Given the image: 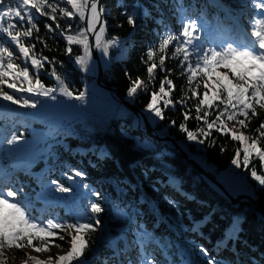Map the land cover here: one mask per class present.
<instances>
[{
  "label": "trees",
  "instance_id": "16d2710c",
  "mask_svg": "<svg viewBox=\"0 0 264 264\" xmlns=\"http://www.w3.org/2000/svg\"><path fill=\"white\" fill-rule=\"evenodd\" d=\"M173 3L174 0H104L107 36L119 37L122 42L126 41V46L123 50L111 49L110 57L103 58V82L143 110L159 135L173 137L232 195H250L264 211V187L257 186L246 171L236 168V173L245 175L246 188H236L233 181L223 178V174L234 166L232 160L235 149L240 147L238 142L212 130L209 137H200L205 140L204 144H200L187 140L186 133L179 128L181 123H186L193 131L198 126L206 127L202 120L192 118L196 115L194 106L202 98L204 88L197 89L198 97H192L186 78L179 75V61L166 59L165 67L171 70V74L158 69L155 80L149 85L152 90L158 91L160 82L167 76L175 84L176 90L172 92L174 101L192 97L186 105L176 103L175 107L163 108L161 103L165 119H153L145 111L150 93L140 94L134 99L127 95L129 76L133 80L139 77L148 83L144 61L147 60L149 47L157 42L158 34L163 30L161 22L173 31L180 30L181 22L174 13ZM183 3L191 6L189 14L193 18L202 17L218 31L217 25L224 26L227 22L212 0H183ZM135 5H142L152 15L137 19L133 27L128 23L125 7L132 11ZM60 8L72 11L71 6L64 3L60 4ZM56 15L57 21L37 16L35 23L39 33H34V36L39 35L41 40L34 37L24 40L26 45L35 44L32 54L48 57L52 61L44 63L39 78L47 87H58L55 77L50 75L55 69L74 94L86 91L89 96L97 92L87 99V105L104 112L106 116L39 118L17 110H0V168L4 169L0 176L4 177V182L8 186L22 188L20 198L26 197L34 215L45 220H73L78 215H95L88 212L87 206L90 200L96 199L104 211L98 216L100 231L93 234V238L98 240L94 246L96 254H86L93 264H104L105 260L109 264L127 263L123 255L115 258L113 250L117 247L124 249V239L129 235L130 226L152 233L156 240L167 246L165 255L175 264L187 261L206 264L200 246L206 248L220 264H264V216L248 200L242 199L238 205L229 202L173 148L171 142L159 141L145 134V122L102 91L76 63L75 57L83 54L82 48L72 45V51L68 52L69 45L60 30L50 32L45 27L51 24L55 28L58 22L61 28L67 29V25L72 24L71 31L65 32L67 35L74 34L78 27H85L84 23L78 17L60 18L59 9ZM201 38L206 39L207 36ZM8 46L17 52L14 45ZM15 62L23 67L21 60ZM29 71L31 74L33 70L30 68ZM56 95L57 98L64 97L59 93ZM186 111L190 118L185 122ZM204 111H208L210 121L218 114L215 106L212 109L203 108L201 115ZM260 119H264V111L260 112ZM171 121L176 124L172 125ZM259 122V119H253L249 129L244 130L245 134L252 135ZM228 127L231 128L229 124ZM13 135L20 137V141L15 145L7 144L6 140ZM213 140L215 144H211ZM261 146L264 147V144ZM254 163L258 173L261 172L259 161ZM73 170L85 175L70 180L68 177L74 176ZM51 181L71 187L72 192H56ZM84 184L90 187L85 189L82 187ZM92 192L101 193L102 199L93 197ZM234 223L240 228L238 238L229 241L227 247H218ZM103 233L106 239H103ZM60 244L66 252L68 244L64 241ZM9 252L15 254L16 250L6 251L8 264H11ZM155 254L160 264H166L159 249H155ZM129 255L135 259L136 253Z\"/></svg>",
  "mask_w": 264,
  "mask_h": 264
},
{
  "label": "snow or ice",
  "instance_id": "6c2138e0",
  "mask_svg": "<svg viewBox=\"0 0 264 264\" xmlns=\"http://www.w3.org/2000/svg\"><path fill=\"white\" fill-rule=\"evenodd\" d=\"M61 3L70 5L72 11L60 8ZM249 5L253 13L248 20L249 27L243 33L237 34L235 28L227 29L217 25L222 38L217 39L208 34L206 39H202L201 33H208L202 17L193 18L189 14L191 6H186L183 0H174V13L181 22V28L173 31L166 23L161 22L163 30L158 34L157 42L149 47L147 60L144 61L148 83L139 77L133 80L129 76L127 95L134 99L140 94L150 93L145 111L153 119L163 120L165 114L161 103L163 108L175 107L176 103L186 105L188 99L200 95L197 89L203 86L202 98L194 106L196 115L192 118L202 120L206 127L198 126L193 131L189 130L186 123H181L179 128L186 133L187 140L200 144L205 142L200 137H209L212 130L238 142L240 147L235 149L232 164L246 171L257 186L264 187V147L261 146L264 144V119H260V112L264 111V0H244L240 4L241 7ZM58 9L60 18L78 17L85 27H78L74 34L67 35L65 32L71 31L72 24H68L67 29L61 28L58 22L55 28L51 24H46L45 27L50 32L60 30L69 45L68 52L72 51V45L82 48L83 54L77 55L75 60L85 72L92 69L94 50H99L103 57L109 58L111 49L123 50L126 46V41L122 42L119 37L107 36L106 21L102 18L105 9L100 5V0H0V102L37 109L38 106L44 107L47 100L56 101V93H59L69 99L87 103L86 91L74 94L55 69L50 75L55 77L58 87L45 86L39 78L40 72L45 62L52 61L48 57L32 54L35 44L24 43L25 39L33 37L41 40L39 35L34 36V33H39L36 17L43 16L57 21ZM133 9L129 11L125 7L128 23L133 27L137 19L152 15L142 5H135ZM90 35L92 42L89 40ZM9 44L14 45L17 52L10 50ZM169 58L179 61V75L186 78L192 97H181L174 101L172 92L176 90L175 84L167 76L160 82L158 91L150 88L158 69L171 74V70L165 67L166 59ZM17 59L22 61L23 67L15 62ZM30 68L33 70L31 74ZM24 93L29 95H22ZM214 106L218 110L214 119H208V111L201 115L203 108L212 109ZM6 107L7 104L0 103V108ZM189 118L186 111L185 122ZM253 119H259V125L252 135H247L244 130L249 129ZM226 121L232 122L233 127L229 128ZM171 124L175 125L176 122L171 121ZM20 139L13 135L6 143L15 145ZM211 144H215V140ZM221 150H225L223 146ZM254 161H259L261 172L258 173ZM73 172L74 176H69L68 179L74 180V177L85 175L78 170ZM51 184L55 185L56 192H72L71 187L58 181H51ZM82 187L88 189L90 186L84 184ZM22 191V188L17 189L0 181V264H8L6 251L31 249L36 253L50 252V246L63 247L57 240L68 244V250L64 254L49 255L47 259H41L39 255L24 252L27 259L23 264H29V261L31 264H93L91 257L86 254H96L94 246L98 240L93 238V234L100 231L101 221L98 216L104 211L102 205L93 199L88 202L87 207L88 212L95 215H78L73 220H45L34 215L33 207L30 202H26V197L20 198ZM91 195L102 199L99 192H92ZM239 232L238 224L234 223L218 247H227L229 241L238 238ZM155 249L160 250L166 264H175V261H169L165 255L167 246L143 228L133 233V238L124 249L115 248L113 256L118 259L123 255L127 264H160ZM131 252L136 253L135 259L130 258ZM200 252L205 256L206 264H220L203 246H200ZM104 264H109L108 260ZM185 264L191 262L187 261Z\"/></svg>",
  "mask_w": 264,
  "mask_h": 264
},
{
  "label": "water",
  "instance_id": "95a60500",
  "mask_svg": "<svg viewBox=\"0 0 264 264\" xmlns=\"http://www.w3.org/2000/svg\"><path fill=\"white\" fill-rule=\"evenodd\" d=\"M100 5L104 8V0H100ZM103 20H104V14H103ZM90 42H92V36H89ZM93 58H95L98 62V75L96 77H93L97 83V85L99 87H101L103 90H105L106 92H108L110 94V96L119 101L120 103H122L125 107H127L129 110H131L133 113H135L137 116L141 117L145 124H146V130L145 133L150 136L153 137L159 141H164V142H171L174 149L182 156L184 157L208 182L209 184L215 188L217 191H219L229 202H231L234 205H238L240 203V201L242 199L248 200L251 202L253 208L258 212L261 213L264 216V211L261 210L257 204L255 203V201L253 200V198L250 195L247 194H239L237 196L232 195L227 188L225 187V185L223 183H221L218 179H216L215 177H213L209 172H207V170L193 157H191L181 146L180 144L171 136H161L159 135L154 127L151 125L146 113L141 110L137 105H135L134 103H132L131 101H128L127 99H125L119 92L117 89H115L114 87L108 86L106 84H104L103 82V76L105 73V68H104V64L102 62L101 57L99 56V54L97 53L96 50L93 51L92 53Z\"/></svg>",
  "mask_w": 264,
  "mask_h": 264
},
{
  "label": "rangeland",
  "instance_id": "374dc122",
  "mask_svg": "<svg viewBox=\"0 0 264 264\" xmlns=\"http://www.w3.org/2000/svg\"><path fill=\"white\" fill-rule=\"evenodd\" d=\"M217 4L220 5V3L222 2V4L224 3L223 1L221 0H214ZM239 1V2H238ZM244 0H236V2L233 1L235 7H236V10H238V12L240 14H243V12L246 9V7H241L240 4L243 3ZM221 4V5H222ZM224 6V4L222 5ZM205 26L206 28L208 29V33H210L212 31V26H210L209 24H207L205 22ZM204 34H207V33H201V35H204ZM103 57V56H102ZM105 58V57H104ZM109 95V94H108ZM110 96V95H109ZM111 97V96H110ZM112 98V97H111ZM113 99V98H112ZM91 104V103H90ZM92 105V104H91ZM93 106V105H92ZM93 110H96L98 111L97 109H93ZM228 124L230 125V127L232 128L233 127V124L232 122H228ZM238 127V126H237ZM199 162V161H198ZM236 166L234 165L231 170L229 172H226L223 174V178L226 180V181H233V185H235L236 188H239L240 186H242L243 188H246L247 187V180H246V177L244 174H238L236 173ZM138 230V228L136 226H130L129 227V235L126 237L125 239V244H127L128 241H130L132 238H133V233H135L136 231ZM107 236L103 233V239H106ZM57 243L60 244L61 241L57 240L56 241ZM51 250L50 252H45V253H36L34 252L33 250L31 249H24V250H16V253L14 254L9 252L10 254V257H11V264H23V262L27 259V256H25L23 253L24 252H29L31 255H39V257L41 259H47V257L49 255H62L65 253V248L62 247V248H57L55 246H50ZM14 250V249H13ZM29 264H31V261H29ZM127 264V263H126Z\"/></svg>",
  "mask_w": 264,
  "mask_h": 264
},
{
  "label": "bare ground",
  "instance_id": "6f19581e",
  "mask_svg": "<svg viewBox=\"0 0 264 264\" xmlns=\"http://www.w3.org/2000/svg\"><path fill=\"white\" fill-rule=\"evenodd\" d=\"M247 12H249V11H244L242 15L245 16L247 14ZM97 27H99V25ZM96 51L99 54V56L102 58V54L100 53V51L99 50H96ZM93 61H94V64L92 66V69L90 71H88V73H89L90 76L96 77L98 75V73H99V71H98V62H97V60L95 58H93Z\"/></svg>",
  "mask_w": 264,
  "mask_h": 264
}]
</instances>
